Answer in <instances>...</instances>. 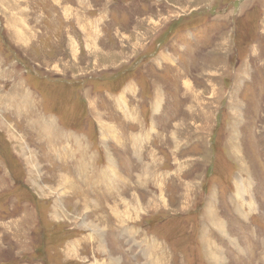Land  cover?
Instances as JSON below:
<instances>
[{"label": "rangeland", "instance_id": "rangeland-1", "mask_svg": "<svg viewBox=\"0 0 264 264\" xmlns=\"http://www.w3.org/2000/svg\"><path fill=\"white\" fill-rule=\"evenodd\" d=\"M0 264H264V0H0Z\"/></svg>", "mask_w": 264, "mask_h": 264}, {"label": "crops", "instance_id": "crops-1", "mask_svg": "<svg viewBox=\"0 0 264 264\" xmlns=\"http://www.w3.org/2000/svg\"><path fill=\"white\" fill-rule=\"evenodd\" d=\"M23 37V38H22ZM21 37V39L20 40H25V38H24V35ZM26 97V98H25ZM25 97H23V99L21 100V102H20V104L21 105H24V103L27 101V100H29V97L26 95ZM6 110L7 109H5V112H6ZM22 109L21 108H19V107H17L14 111H16V114H18V112L19 111H21ZM49 115H51V114H49ZM54 118V117H53ZM55 120V119H54ZM213 138H214V134H213ZM49 153L50 154H52V155H54L53 154V152H52V150H49ZM232 204L235 206L236 204H237V202L235 201V202H232ZM231 213H233V217L234 216H237L238 217V215L239 214H241V210L240 209H238V208H233L232 210H231ZM240 220H243L242 218L240 219ZM222 226V228L220 229V227L218 226V225H214L213 227L216 229V234H217V237H213L215 240H217L218 242H220L221 244H223V245H225V246H227L228 247V245L225 243V242H221V240H225V235H224V233L226 232V229L223 227V225H221ZM205 227V230L206 231H208V234L210 233L209 232V226L208 225H205V226H203L202 228H204ZM201 234H202V232H201ZM203 235V234H202ZM229 242L230 243H232V244H234L235 242L234 241H232L231 239L229 240ZM250 242V241H249ZM204 253V252H203ZM204 255H207V256H211L209 253H208V251H206L205 253H204Z\"/></svg>", "mask_w": 264, "mask_h": 264}, {"label": "bare ground", "instance_id": "bare-ground-1", "mask_svg": "<svg viewBox=\"0 0 264 264\" xmlns=\"http://www.w3.org/2000/svg\"><path fill=\"white\" fill-rule=\"evenodd\" d=\"M25 33V32H24ZM14 37V36H13ZM45 133V132H44ZM48 133H50V132H48ZM52 134V133H51ZM11 135V134H10ZM12 136V135H11ZM54 136H56V135H54V134H52V137H54ZM51 137V138H52ZM47 139V138H46ZM16 140V139H15ZM48 140V139H47ZM18 145H19V143H18ZM71 150V149H70ZM71 151H73V150H71ZM68 154V153H67ZM42 169V168H41ZM61 176H63V178H64V189H62V190H67V188L66 187H70V188H68V189H70L71 190V188H72V186H68V185H72V183L70 182V180L68 181V179L66 178V176L65 175H61ZM60 177V176H59ZM61 180V179H60ZM68 181V182H67ZM61 184H63V183H61ZM51 188V187H50ZM74 188V187H73ZM53 191V190H52ZM61 194V193H60ZM62 195V194H61ZM83 201V200H82ZM54 207V206H53ZM239 218V217H238ZM240 219V218H239ZM217 221V220H216ZM210 222H212L213 223V221H211L210 220ZM219 224L220 225H222V223H221V221H219ZM214 256V255H213ZM215 257H217V258H219V257H221L222 258V255H219V257H218V255H216ZM215 257H212V258H215ZM215 261V263H217V261H218V263H219V260H214ZM213 263V262H212Z\"/></svg>", "mask_w": 264, "mask_h": 264}]
</instances>
